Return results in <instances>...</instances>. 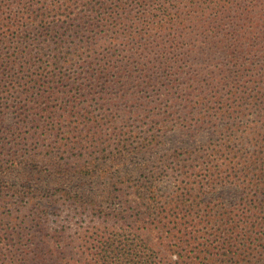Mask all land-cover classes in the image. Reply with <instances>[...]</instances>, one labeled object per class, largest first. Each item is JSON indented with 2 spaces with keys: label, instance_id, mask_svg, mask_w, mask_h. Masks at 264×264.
<instances>
[{
  "label": "trees",
  "instance_id": "obj_1",
  "mask_svg": "<svg viewBox=\"0 0 264 264\" xmlns=\"http://www.w3.org/2000/svg\"><path fill=\"white\" fill-rule=\"evenodd\" d=\"M151 7L162 16H151ZM258 16L264 18V0H0L5 45L25 39L69 54V43L88 56L108 33L113 41L125 37L129 50L141 54L148 46L137 42L153 37L155 28L158 37L203 29L207 42L191 63L176 54L144 66L146 86L161 93L145 97L141 121L153 124L142 134L113 142L120 123L104 112L91 126L96 131L64 144L65 157L51 149L8 151L13 168L19 155L27 156L33 171L23 167V180L36 172L51 186L22 189L29 199L18 204L11 199L20 191L0 186V264H264V33L256 34ZM138 19L146 24L141 31L127 25L121 32L123 23ZM228 27L236 28L225 32ZM208 52L221 53L213 69L205 64ZM4 60L7 69L14 67V60ZM108 69L92 76L101 81ZM127 96V104L136 101ZM174 125L190 137L207 131L214 139L163 151ZM106 126L111 136L103 134ZM166 179L171 190L163 189ZM226 185L242 189L235 205L216 209L203 200ZM59 203L77 223L69 215L49 226L50 209Z\"/></svg>",
  "mask_w": 264,
  "mask_h": 264
},
{
  "label": "rangeland",
  "instance_id": "obj_2",
  "mask_svg": "<svg viewBox=\"0 0 264 264\" xmlns=\"http://www.w3.org/2000/svg\"><path fill=\"white\" fill-rule=\"evenodd\" d=\"M156 11L158 10L155 7H151V16L155 18L162 16L159 11L158 15H155ZM257 20L260 26L258 30L255 29L256 34L261 35L264 33V18L258 16ZM135 22L134 25L123 23L121 32L125 35L130 30L127 25L132 28L131 32L141 31V27L146 26V24H141L139 19ZM235 28L228 27L224 31L233 32ZM158 31L155 28L153 37L147 36L143 42H137L142 49L143 46H148L147 49H143L146 52L141 54H134L129 50L130 47H127L129 41L126 42L125 37L113 41L108 33L105 37H100L99 44L88 56L83 54L82 49L75 48L69 43L66 46L68 48L66 53L69 52V54H64L61 49L27 42L25 39L18 40L19 43L12 41L7 45L0 42L2 56L0 68L5 70L0 75V151H4L3 155L0 154V186L13 187L20 191L11 199V202L18 204L20 201L22 203L28 201L29 195L24 194L28 190L27 187L37 188L43 184L44 186H51V184L47 178L43 181L38 180L39 176L35 175L36 172L29 174L31 180H23L21 176L26 170L23 167L33 171L24 160L27 156L19 155L17 162L20 163L15 164L17 168H13L12 162L9 161L10 156L7 155L9 150L19 148L22 153L27 151L30 155L33 148H41L40 151L51 149L61 156L62 152L67 149L64 144L70 145L78 139L77 135L84 134L89 129L93 132L97 130L96 127L91 126L102 119L104 112L111 113L120 123L118 129L120 134L114 137L113 142H116V139L127 138L130 134H142L152 126L153 119L141 121L145 119L148 111L145 109L144 101L145 97L153 96L154 92L161 93V90L150 88L154 85L146 86L143 76L148 74L144 66H150L149 62L158 64V61L172 58L176 54L184 59V63H191L194 54L207 47L204 33L206 31L203 29L191 31L178 28L170 36L160 37L157 35ZM222 32L219 35L214 33L212 35L221 37ZM97 39L98 37H95L84 39V41L85 43L94 42ZM30 50H32L33 57L25 59L23 54ZM220 54V52H208L205 56V64L213 69L217 65L216 61ZM257 58L261 60L260 56ZM4 59L14 60V67L11 68L10 65L7 69ZM10 60L8 66L11 63ZM103 66L109 69L100 75L101 81H99L92 76V73L95 69L101 71ZM128 93L134 95L136 101L127 104ZM129 108H139V110L135 114H126L125 110ZM195 123L196 120L188 121L185 125L194 126ZM179 127L174 125L167 132L164 137L163 151L189 147L214 139V134L207 131L194 138L190 137L178 130ZM71 128L75 130L72 131ZM68 130L71 131L67 133ZM103 134L111 136L112 130L106 126ZM131 168L130 166L129 169ZM170 181L165 180L164 190L172 189L173 184ZM242 196V189L234 185H226L206 195L203 200L211 202L216 209H220L224 206L235 205ZM56 206L58 208L50 209L49 226L52 228L65 223L70 215L62 204L59 203ZM78 220L79 218L75 215H70V222L77 223ZM156 240L151 237L153 245Z\"/></svg>",
  "mask_w": 264,
  "mask_h": 264
}]
</instances>
